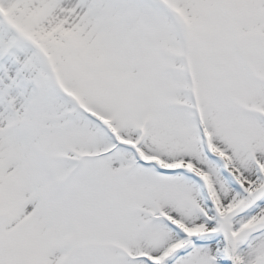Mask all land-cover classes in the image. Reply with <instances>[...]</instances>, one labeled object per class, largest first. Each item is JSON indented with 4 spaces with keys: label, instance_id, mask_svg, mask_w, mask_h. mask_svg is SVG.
Listing matches in <instances>:
<instances>
[{
    "label": "snow or ice",
    "instance_id": "snow-or-ice-1",
    "mask_svg": "<svg viewBox=\"0 0 264 264\" xmlns=\"http://www.w3.org/2000/svg\"><path fill=\"white\" fill-rule=\"evenodd\" d=\"M0 264H264V0H0Z\"/></svg>",
    "mask_w": 264,
    "mask_h": 264
}]
</instances>
